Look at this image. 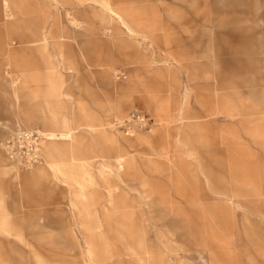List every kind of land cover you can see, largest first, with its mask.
<instances>
[{"label": "rangeland", "instance_id": "obj_1", "mask_svg": "<svg viewBox=\"0 0 264 264\" xmlns=\"http://www.w3.org/2000/svg\"><path fill=\"white\" fill-rule=\"evenodd\" d=\"M109 1L135 35L97 0H0V264H264V0ZM46 71L64 128L23 81ZM30 128L24 168L1 143Z\"/></svg>", "mask_w": 264, "mask_h": 264}, {"label": "built area", "instance_id": "obj_2", "mask_svg": "<svg viewBox=\"0 0 264 264\" xmlns=\"http://www.w3.org/2000/svg\"><path fill=\"white\" fill-rule=\"evenodd\" d=\"M119 76H123V74L119 73ZM148 121L147 114L136 109L131 111L120 127L128 134L134 126L147 127ZM47 138L48 134L42 129H19L2 140V147L11 162L27 168L41 161V142Z\"/></svg>", "mask_w": 264, "mask_h": 264}, {"label": "bare ground", "instance_id": "obj_3", "mask_svg": "<svg viewBox=\"0 0 264 264\" xmlns=\"http://www.w3.org/2000/svg\"><path fill=\"white\" fill-rule=\"evenodd\" d=\"M97 2H99L100 3V5L104 8V7H106L107 9H108V11H109V13L111 14V15H114V16H116V18L118 19V20H120V21H122V17H121V15H120V13L118 12V11H115V10H113V8H111L110 7V1L109 0H97ZM16 6L18 7L19 5L18 4H16ZM19 8V7H18ZM101 9V8H100ZM104 12V11H103ZM12 16V15H11ZM2 17H3V15H2ZM49 17V16H48ZM0 20H3V19H0ZM5 23V22H4ZM122 23H123V25L125 26V29L128 31V32H130L131 33V35H135L136 33L134 32V29L133 28H131L130 26H128V25H125V23L122 21ZM6 26V25H5ZM13 32V31H12ZM43 34H42V38H41V40L40 41H42V40H46V33L45 32H42ZM34 35H32V37H34L33 39L32 38H30V40L34 43V44H37L38 43V38L36 39V37H35V33H33ZM38 34H39V32H38ZM38 34L36 35V36H38ZM31 35V34H30ZM126 36V35H125ZM131 38H136V37H131ZM23 40H24V38H23ZM109 41H110V39H109ZM26 42V41H25ZM22 43V42H21ZM30 44V43H29ZM63 45H65V43L63 44ZM22 47V46H21ZM43 47V46H42ZM38 50V49H37ZM39 51V50H38ZM47 51V50H46ZM40 53H44V50H42V51H39ZM49 56V55H48ZM45 67H47V66H45ZM105 70V69H104ZM104 78V77H103ZM50 97H49V99L50 100H48L47 102H46V108H47V110L48 111H50V112H52L53 114H54V124L55 125H57V126H61V127H66V126H68V123H69V121H68V119H67V117L63 114V112L60 110V109H58L57 108V104H56V102H57V100L55 99V97H54V94H52V93H50ZM243 96V95H242ZM45 98V97H44ZM244 98V97H243ZM59 100V99H58ZM58 103V102H57ZM28 112V111H27ZM27 114V113H26ZM29 114V113H28ZM30 114H32L31 112H30ZM35 114V113H34ZM33 115V114H32ZM32 115L31 116H26L27 118H29V117H32ZM25 116V115H24ZM39 116V115H38ZM53 117V116H52ZM40 118V117H39ZM46 122H48V121H46ZM50 122V121H49ZM52 122V121H51ZM53 130V129H52ZM55 131V130H54ZM68 132H70V131H68ZM50 134V133H49ZM53 135H54V133H52ZM52 136V135H51ZM50 136V137H51ZM66 137V136H65ZM69 137H70V135H69ZM52 138H53V136H52ZM126 139V138H125ZM49 140V139H48ZM48 140H46V141H48ZM127 140V139H126ZM128 140H130V139H128ZM128 140H127V142H128ZM52 142V141H51ZM130 142V141H129ZM43 143H44V141H43ZM2 144V143H1ZM79 144H80V142L78 143V141L75 139V138H71V140H70V142L68 143V144H66V145H64V146H62V147H60V149L59 148H57L56 147V149H55V151H56V153L58 154V153H60L61 151H59V150H61V149H68V148H73L74 149V153H75V151L77 150V151H79ZM54 147V146H53ZM81 148V147H80ZM41 151H43V148H42V142H41ZM68 151H69V149H68ZM63 152V151H62ZM63 154V153H62ZM65 154V153H64ZM64 154H63V156H64ZM6 155V154H5ZM69 155H70V152H69ZM70 157V156H69ZM65 158V157H64ZM63 158V159H64ZM66 159H67V157H66ZM63 161V160H62ZM71 161V160H70ZM80 161V160H79ZM4 162V160H3V158H2V156L0 155V163H3ZM66 162V161H65ZM73 162V161H72ZM84 162V161H83ZM14 163V162H13ZM61 163V162H60ZM63 163V162H62ZM79 163V162H78ZM67 164V163H66ZM79 166L80 167H84V164H79ZM67 167H70V166H68L67 165ZM68 169V168H67ZM57 170V169H56ZM66 170V169H65ZM64 170V171H65ZM58 171V170H57ZM60 173V172H59ZM62 174H63V171H62ZM89 177H90V174H89Z\"/></svg>", "mask_w": 264, "mask_h": 264}, {"label": "crops", "instance_id": "obj_4", "mask_svg": "<svg viewBox=\"0 0 264 264\" xmlns=\"http://www.w3.org/2000/svg\"><path fill=\"white\" fill-rule=\"evenodd\" d=\"M4 11V10H3ZM7 12V14H9L10 13V11L7 9V10H5L3 13H6ZM120 13L122 14V12L120 11ZM123 15V14H122ZM124 16V15H123ZM129 16V15H128ZM11 17H8V19H10ZM19 18H22V17H19ZM129 18V17H128ZM76 20H77V18H76ZM78 21V20H77ZM125 23V25H130V24H136L137 25V21L136 22H132V21H129V22H124ZM129 36V35H128ZM130 38V37H129ZM105 40V39H104ZM131 40V41H130ZM129 41L130 42H132V40H135V42L137 41L136 39H134V38H132V39H130ZM126 42H127V38H126ZM37 51V50H36ZM38 52V51H37ZM27 53V52H26ZM45 68H48V67H45ZM48 76H47V71L46 72H44V77H41V78H37V77H35V76H32V77H29V75L28 76H26V78H23V81H24V83H26V82H30V80L31 81H34V82H37V81H39V80H42V81H44L45 82V84H46V91H45V93H52V94H54V97H55V99L57 100V102H56V104H57V108L58 109H60L61 111H62V109L60 108V107H62V106H60V101L58 100V99H60L61 98V96H60V93H58V83L56 84H53L52 82H47L48 81V78H47ZM33 89V88H32ZM60 106V107H59ZM122 110H124V109H122L121 107H120V112L119 113H121V111ZM63 112V111H62ZM64 113V112H63ZM65 114V113H64ZM69 121V120H68ZM36 122V124L37 123H41V120H36L35 121ZM77 167H80L79 165H77L76 167H74L73 169H71V170H68V171H65L62 175H61V177L62 178H64L65 180H71V178L73 177V172H74V169H76ZM35 170V169H34ZM40 173V174H39ZM51 175L49 174V172L47 171V170H45V169H40V170H38V174L37 175H35V176H33L32 178L33 179H37V178H40V177H47V178H49Z\"/></svg>", "mask_w": 264, "mask_h": 264}]
</instances>
